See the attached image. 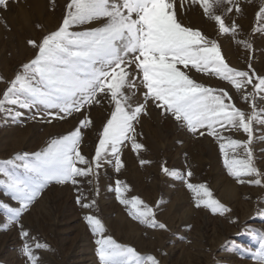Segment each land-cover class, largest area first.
Segmentation results:
<instances>
[{
  "label": "snow or ice",
  "instance_id": "6c2138e0",
  "mask_svg": "<svg viewBox=\"0 0 264 264\" xmlns=\"http://www.w3.org/2000/svg\"><path fill=\"white\" fill-rule=\"evenodd\" d=\"M6 3L7 0H0V5ZM185 4L189 8L198 5L203 15L218 26L219 34H237L238 25L226 24L225 16L233 10L238 15L242 13L239 0H181L180 7ZM218 8L222 9L221 14ZM256 18L259 23L254 31L264 33L260 26L264 24V0ZM85 24L95 26L74 30ZM28 43L38 51L8 83L0 97V109L8 111L14 120L22 113H12L7 105L29 111L36 108L53 119L78 114V126L67 135L50 140L31 156L16 155L0 165V175L4 177L0 189L19 205L13 208L0 203L9 223L18 222L22 212L49 183L76 185L78 177L91 176L109 155L112 159L107 162L114 161L119 172L123 167L122 146L130 143L134 152L143 147L137 142L135 123L149 101L189 132L220 141L224 167L238 183L248 177L249 183L264 186V172L256 168L250 148L253 124L259 122L264 126V109L257 110L256 106L258 95L264 100V76L229 67L215 40L181 22L175 0H69L57 30L39 42ZM243 44L251 47L247 41ZM192 70L226 81L241 93L243 102L250 103L252 111L246 113L236 107L228 91L197 83L188 74ZM0 82H4L2 77ZM249 85L252 92L246 91ZM138 94H142L143 102L134 101ZM105 101L110 114L98 133L95 155L88 160L80 151L83 130L94 126L88 110ZM221 128L243 131L248 139L242 142L225 137L219 131ZM238 149H242V157ZM10 165L15 168L10 170ZM162 171L172 178L184 179L175 170L162 166ZM187 176L192 173L189 171ZM184 182L197 207L220 215L230 211L213 198L206 185L186 179ZM114 191L130 217L146 227L166 230L165 224L156 221L151 207L138 197L124 196L127 188L121 181H116ZM85 199L81 193L77 203L91 209L95 201L84 203ZM84 219L92 234L99 237L95 240L99 264H159L154 256L141 255L133 247L105 237L100 219L93 215ZM20 235L24 240L21 251L28 264H39L34 251L46 250L47 246L36 243L34 249L28 242L29 233L22 227ZM256 239L258 247L248 251L258 258V264H264V233H257Z\"/></svg>",
  "mask_w": 264,
  "mask_h": 264
},
{
  "label": "rangeland",
  "instance_id": "374dc122",
  "mask_svg": "<svg viewBox=\"0 0 264 264\" xmlns=\"http://www.w3.org/2000/svg\"><path fill=\"white\" fill-rule=\"evenodd\" d=\"M239 1L240 6L247 4V0ZM175 2L177 12H182L178 16L184 25L215 40L222 56L230 51L233 58L223 56L229 67L264 76V33L254 31L259 23L256 13L261 0L253 7L255 11L243 8L245 11L241 15L235 10L228 13L226 24L234 22L238 25L235 37L219 34L218 26L203 15L198 5L186 14L188 5L181 8V0ZM68 3L69 0H42L39 13L30 0H7L6 6L0 5V77L4 81L0 82V97L20 67L33 59L38 51L28 41L39 42L43 36L57 30ZM193 15L200 17L196 24ZM93 26L85 24L74 30ZM260 26L264 27V24ZM244 41L251 47H244ZM188 74L206 87L228 91L236 107L246 113L252 111L250 103L243 102L241 93L226 81L195 70ZM246 91L252 92V86L249 85ZM135 99L143 102L142 94ZM256 106L257 110L264 109V100L259 95ZM6 108L22 115L14 120L8 111L0 109V165L16 155L27 153L31 156L45 148L50 140L67 135L78 126V114L53 119L36 108L31 111L11 105ZM88 114L94 126L83 130L80 151L91 160L98 144V133L110 114L108 102L93 106ZM135 128L137 142L143 147L134 152L130 143L122 146L123 167L119 172L115 170L114 161L107 162L112 159L109 155L99 169L94 168L91 176L78 177L76 185L49 183L16 223H9L4 209L0 208V264H28L21 251L24 243L21 227L29 233L28 242L34 249L36 243L47 246L46 250L34 251L39 264H99L95 243L99 237L94 236L86 224L84 217L87 215L101 220L105 237L133 247L141 255H152L159 264H258V258H253L248 250L258 247L256 234L264 233V186L249 183L248 177L238 183L224 167L220 141L206 134L189 132L151 101ZM219 131L231 139L242 142L248 139L243 131L236 129L221 128ZM250 148L256 168L264 172V126L259 122L253 124ZM237 151L242 157V149ZM141 160L146 163L142 165ZM162 166L177 171L184 179L165 175ZM14 168V165L9 166L10 170ZM189 171L191 177L187 176ZM2 179L4 177L0 175ZM185 179L189 183L206 185L213 198L230 211L220 215L203 206L197 207ZM117 180L127 188L124 196L127 199L138 197L151 207L156 221L165 224L166 230L146 227L128 215V209L116 198ZM81 193L86 197L84 203L95 201L91 209L77 203ZM0 203L19 207L2 189Z\"/></svg>",
  "mask_w": 264,
  "mask_h": 264
},
{
  "label": "bare ground",
  "instance_id": "6f19581e",
  "mask_svg": "<svg viewBox=\"0 0 264 264\" xmlns=\"http://www.w3.org/2000/svg\"><path fill=\"white\" fill-rule=\"evenodd\" d=\"M258 1L259 0H252L251 2H246L247 4L245 5V6H241V8H242V13L241 14H243L244 13V9H247L248 11L249 10H251V11H255V10H252L253 9V7H256V4H258ZM30 2L31 3H33V8H34V10L35 11H37V13H39L40 11H41V8H42V0H30ZM240 2V1H239ZM251 3H255V4H251ZM178 5V4H177ZM244 5V4H243ZM178 7V6H177ZM179 8V7H178ZM244 8V9H243ZM192 9H193V7H188V9L186 10V14L188 13V12H193L192 11ZM179 11V10H178ZM188 11V12H187ZM181 11H179L178 12V14L180 13ZM202 12V11H201ZM217 12L219 13V14H221L222 13V9H220V8H218L217 9ZM25 13V12H24ZM182 13V12H181ZM181 13H180V15H181ZM248 12H246V14H247ZM33 14V13H32ZM36 14V13H35ZM185 14V15H186ZM192 14V13H191ZM196 14V13H195ZM240 14V15H241ZM25 15H26V13H25ZM28 15H30V14H28ZM27 15V16H28ZM179 15V16H180ZM184 14L182 15V16H185ZM190 15V14H189ZM26 16V17H27ZM38 16V15H37ZM178 16V17H179ZM29 17V16H28ZM189 17H191V15L189 16ZM227 18H228V13H227V15L225 16V19L227 20ZM234 18V17H233ZM241 18V17H240ZM179 19L181 20L182 18H180L179 17ZM192 20L194 21V23L196 24V22L198 23L199 22V20H200V17H197L196 15L194 16H192ZM34 22V21H33ZM213 25H211V27H212ZM32 32V31H31ZM231 55V53H230V51L229 50H227L224 54H223V56L225 57V58H228V59H231V58H233L232 56H230ZM235 57V56H234ZM235 64V63H234ZM230 191V190H229ZM232 194V193H231Z\"/></svg>",
  "mask_w": 264,
  "mask_h": 264
}]
</instances>
